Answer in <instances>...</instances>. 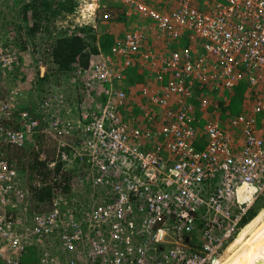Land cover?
<instances>
[{
	"label": "built area",
	"instance_id": "obj_1",
	"mask_svg": "<svg viewBox=\"0 0 264 264\" xmlns=\"http://www.w3.org/2000/svg\"><path fill=\"white\" fill-rule=\"evenodd\" d=\"M78 1L79 34L93 26L101 5L102 16L112 15L99 0ZM119 1L130 19L123 36L108 49L98 43L88 64L74 69L88 85H106L105 102L76 120L56 113L62 93L21 109L14 97L0 95V264H208L236 221L225 231L220 220L201 225L200 207L210 200L218 213L233 214L264 192V138L257 128L264 111L258 93L264 0ZM21 62L17 50L0 51V73ZM135 66L149 78L138 86L142 112L128 119L121 112L128 92L118 83ZM242 84L252 101L247 110L230 115L229 123L209 115L222 109L226 90ZM47 130L60 141L50 168L82 169L78 177L105 194L82 214L56 198L27 218L26 192L6 148ZM64 134L83 138L63 140ZM241 182L255 187L247 192L255 199L235 196ZM223 197L226 209L217 202ZM54 236L64 257L51 250Z\"/></svg>",
	"mask_w": 264,
	"mask_h": 264
},
{
	"label": "rangeland",
	"instance_id": "obj_2",
	"mask_svg": "<svg viewBox=\"0 0 264 264\" xmlns=\"http://www.w3.org/2000/svg\"><path fill=\"white\" fill-rule=\"evenodd\" d=\"M73 1L76 4L74 10H64L51 20H42L41 29L33 38L26 32V27L33 22L32 7L28 11L27 18H24L23 13L20 12L21 5L36 2L43 10L46 8L44 0H0V51L17 50L22 61L16 70L0 73V95L14 97L17 108L34 107L39 105L47 94L62 93V97L56 105L57 108H55L56 113L77 120V118H81L82 112L86 108L90 106L97 108L100 103L105 102L107 96L105 84L88 85L86 78L83 77V79L81 75L78 76L75 70L60 71L57 62L53 60L51 55V40L54 41L62 33H65L64 30H67L65 34L67 32L72 34L78 30L76 29L78 25L75 26L74 23L78 22L76 11L79 1ZM99 1L101 4L105 3L112 8V15L108 19L102 16L101 8L104 7L101 5L97 9L96 18L90 20L92 23L89 24L93 26L89 28L85 26L83 31L86 35L92 34L93 37L89 39L93 38L95 43L102 42L106 34L112 35L114 41L116 36L122 37L130 25L129 15L125 13L126 7L122 6L119 0ZM146 1L162 6L161 0ZM47 9L52 10L51 8ZM27 22L29 23L27 24ZM46 23L50 25L49 31H52V36H48L49 32L45 30ZM182 41L184 42L185 38ZM135 68V73H137L135 76H138L140 80L134 81L132 78L129 81L126 78L118 83V86L123 87L128 92V99L121 110L128 119L130 117L135 119L134 116H139V108L142 112V106L139 105L141 99L139 87L141 82L149 78L146 70L137 66ZM132 72L134 69L131 70L130 76ZM258 85V93L264 97V77ZM236 89V92L226 90V98L220 100L222 109L216 113H209V115L226 123L230 115L240 110H247L252 101L247 99L245 84ZM237 95H240V101L236 100ZM144 105L149 107V105ZM44 117L45 120L48 119V116ZM257 128L259 134L264 138V111L257 115ZM61 137L63 140L74 139L76 142L83 138V136L75 134L73 137L65 134ZM59 145L60 141L58 143L57 137L47 130L38 133L20 146H8L6 148L8 158L18 169L20 175L18 183L26 192V197L22 203L29 205L30 210L27 218H32L36 213L48 210L56 198H64L65 206L76 204L79 209L77 213L82 214L92 202L93 197L101 199L105 196L99 187L92 186L91 181L78 177L82 173V169L80 172H74V169L72 170L70 167H67L68 169L63 168L62 164L56 168H50V159L56 157ZM37 157H39L40 162H37ZM78 165L80 166L82 163H77ZM48 184L51 185V194L41 198L38 191L41 190V187L46 189ZM254 190L255 187L252 184L244 182L238 189V195L235 196L242 202L249 198L255 199L252 193L251 195L247 193L254 192ZM217 202L220 203V207L223 206L222 209H226L224 197L222 200L218 198ZM236 209L233 214L232 211H220L218 213L220 209H215V203L207 200L198 210L200 214L198 221H201V225L208 219L220 220L223 222L225 231L236 221L231 237L225 241L224 248L216 254L217 256L211 264H222L230 254H238L242 264H264V234L259 231L260 223L264 219V192L258 194L254 204L246 210L240 207ZM250 215L252 216L248 219ZM60 248L57 237H52L51 250L59 254Z\"/></svg>",
	"mask_w": 264,
	"mask_h": 264
},
{
	"label": "trees",
	"instance_id": "obj_3",
	"mask_svg": "<svg viewBox=\"0 0 264 264\" xmlns=\"http://www.w3.org/2000/svg\"><path fill=\"white\" fill-rule=\"evenodd\" d=\"M46 4V8L43 10L35 3L33 4H28L25 3L21 5V13H23L24 18H27L28 11L30 7H32V17H33V22L29 26L26 27V32L28 35L31 37H35V35L39 32L38 30L41 29L42 26V20H51L55 15L58 13H62L64 10L66 11H71L74 10L76 7V4L73 0H44ZM54 5V6H53ZM53 7V8H52ZM47 8H51L52 10H49ZM29 22H27L28 24ZM22 25V24H21ZM46 28L45 30L49 32L48 36H52V31L50 30V25L45 24ZM81 29V28H80ZM83 30V28H82ZM67 30H64L63 32L66 33ZM62 33L61 36L57 37L54 41L51 40V45H52V52L51 55L53 57V60L57 62L58 69L62 72H69L71 70H74L76 68V64L80 65H87L89 62V58L91 56L92 52L97 51L98 45L93 42V38L89 39L90 37H93L92 34H79V32H73L72 34H65ZM89 35V37H88ZM106 37L102 39V47L103 49H108L111 44L113 43V37L112 35L106 34ZM134 72H132L131 76L129 77V81L133 78L134 81L140 80L138 78L137 73H135L136 68L133 67ZM141 77V76H140ZM142 79V78H141ZM244 85V84H243ZM240 86V85H239ZM238 86V87H239ZM246 86V84H245ZM237 89L235 90V92ZM238 97L240 95H237ZM37 162L39 160V157H37ZM35 166V164H34ZM38 194L40 195L41 198L47 197V195L51 194V185L48 184L45 187H41V190L38 191ZM255 213V212H254ZM252 214V213H251ZM253 215V214H252ZM250 215L248 219L252 216ZM247 219V220H248ZM58 243H60L59 240H57ZM30 248L32 250H35L37 248L36 245H31ZM62 249V247L60 248ZM61 257H64L67 253L64 250H61L60 252ZM27 259L32 258L33 256L31 255H25ZM35 258V257H33ZM236 260V259H235ZM238 261V260H236ZM241 262V260H240ZM242 264V263H241Z\"/></svg>",
	"mask_w": 264,
	"mask_h": 264
},
{
	"label": "bare ground",
	"instance_id": "obj_4",
	"mask_svg": "<svg viewBox=\"0 0 264 264\" xmlns=\"http://www.w3.org/2000/svg\"><path fill=\"white\" fill-rule=\"evenodd\" d=\"M244 182H241L240 184H242ZM241 185L238 186V189L240 188ZM238 189L235 191V195H238ZM259 231H261L264 234V219L263 221L260 223V228ZM217 255L215 254L212 258V260L208 263L211 264L213 262V259L216 257ZM219 256V255H218ZM238 261H236V260ZM222 264H241L240 262V257L238 256V254H234V255H229L227 256V258L223 261Z\"/></svg>",
	"mask_w": 264,
	"mask_h": 264
},
{
	"label": "crops",
	"instance_id": "obj_5",
	"mask_svg": "<svg viewBox=\"0 0 264 264\" xmlns=\"http://www.w3.org/2000/svg\"><path fill=\"white\" fill-rule=\"evenodd\" d=\"M98 43H100V45H101V42H100V41L96 42L95 44L98 45ZM147 79H148V78H147ZM147 79H145L144 82L147 81ZM239 99H240V96L236 98V100H239ZM239 101H240V100H239ZM242 101H243V100H242ZM241 105H242V103H241ZM136 115H137V114H136Z\"/></svg>",
	"mask_w": 264,
	"mask_h": 264
},
{
	"label": "clouds",
	"instance_id": "obj_6",
	"mask_svg": "<svg viewBox=\"0 0 264 264\" xmlns=\"http://www.w3.org/2000/svg\"><path fill=\"white\" fill-rule=\"evenodd\" d=\"M233 92H235V90H232Z\"/></svg>",
	"mask_w": 264,
	"mask_h": 264
}]
</instances>
